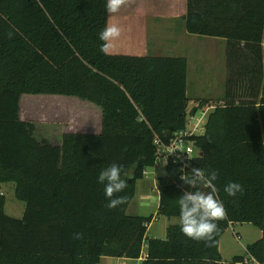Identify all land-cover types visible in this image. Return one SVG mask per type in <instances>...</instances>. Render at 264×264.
Listing matches in <instances>:
<instances>
[{"label": "trees", "instance_id": "trees-1", "mask_svg": "<svg viewBox=\"0 0 264 264\" xmlns=\"http://www.w3.org/2000/svg\"><path fill=\"white\" fill-rule=\"evenodd\" d=\"M189 34L225 39L226 76L204 132L190 139L195 167L215 171L226 216L213 246L186 237L170 223L165 238L146 237L154 215L128 214L136 181L157 167V135L167 141L187 125V59L100 51L108 22L105 0H0V183H12L22 217L4 212L0 192V264H98L102 256L140 264H218L219 240L233 223L261 230L245 256L264 264V0H187ZM74 96L101 108L99 133L66 132L61 143L37 139L20 118L22 94ZM112 163L128 178L110 209L99 172ZM180 164L167 161L157 177V214L179 220L188 185ZM243 191L227 196L224 185Z\"/></svg>", "mask_w": 264, "mask_h": 264}, {"label": "rangeland", "instance_id": "rangeland-1", "mask_svg": "<svg viewBox=\"0 0 264 264\" xmlns=\"http://www.w3.org/2000/svg\"><path fill=\"white\" fill-rule=\"evenodd\" d=\"M144 8L146 10L159 9L164 10L166 7V0H127L126 4L122 6L119 13L115 14L114 20L118 22L124 31H130L133 22L131 16L137 9ZM108 22H113L108 19ZM155 31L163 34L166 27L164 21L158 20L155 22ZM183 29V23L177 21L176 31ZM137 32V27H135ZM149 31V30H148ZM151 31V29H150ZM210 37L186 34L185 38L181 39V45L184 49V55L187 59V84L186 93L189 98L188 110L195 107L200 99L209 100L212 106L218 104V98L223 92V83L225 80L224 59L219 56L225 52V43L220 39H209ZM136 41L135 43H137ZM139 43V42H138ZM136 45V44H135ZM142 45L129 47L137 49ZM158 46V45H157ZM115 49V46L112 50ZM134 49V50H135ZM152 54V53H146ZM162 55H170L167 52ZM210 75V76H209ZM98 106L89 101L82 100L74 96H60L55 94H24L20 98L21 115L27 121H31L35 125L34 135L38 139L46 138L54 144L60 141L57 132L62 128H71L77 132H91L96 119L94 118L95 109ZM213 107L209 109V112ZM85 133V132H84ZM153 169L148 170V174L143 176L141 184L139 182L138 192L134 196L132 203L133 208L129 207L126 212L128 214H137L142 216H149L156 210L158 202V191L152 190L154 203H150L147 208H140L138 194L145 189L147 181L151 180L152 175L149 173ZM158 173L164 174V169H159ZM0 192L2 191L5 197L4 212L15 218L22 217L24 211V203L18 200L14 195V187L12 183L0 184ZM158 188V187H157ZM156 220H153L147 228V236L152 233L160 238H165L164 229L166 222L176 223L177 218H167L163 215L157 214ZM261 236V230L251 223H233L229 225L219 240V252L221 261L218 264H251V261L245 263H234L233 257L236 255L245 256L246 245L256 241ZM161 237V238H162ZM98 264H140L139 261H128L118 263L116 257L102 256Z\"/></svg>", "mask_w": 264, "mask_h": 264}, {"label": "clouds", "instance_id": "clouds-1", "mask_svg": "<svg viewBox=\"0 0 264 264\" xmlns=\"http://www.w3.org/2000/svg\"><path fill=\"white\" fill-rule=\"evenodd\" d=\"M126 2L127 0H105V10L113 21L106 22L99 32V40L102 41L100 51L105 55L111 54L123 34V28L115 22L114 17ZM180 178L188 185V189L178 198L180 231L186 237L203 241L206 246L211 247L219 231L217 222L226 216L224 203L215 184L217 173H206L201 167H193L190 172L182 173ZM129 179L130 177H122V167L117 163H112L99 172L97 180L104 186L108 208L114 209L125 203L124 196L115 194L126 189ZM223 191L227 196L235 197L238 192L243 191V186L239 182L230 181L224 185ZM172 259L169 257V264Z\"/></svg>", "mask_w": 264, "mask_h": 264}, {"label": "crops", "instance_id": "crops-1", "mask_svg": "<svg viewBox=\"0 0 264 264\" xmlns=\"http://www.w3.org/2000/svg\"><path fill=\"white\" fill-rule=\"evenodd\" d=\"M186 1L187 0H166V7L162 11H160L159 9L146 10L143 7L140 9H137L136 12H133V14L131 16V20L133 22V25L131 26L130 31H123V34H122L120 40L116 42L115 49L111 50V53L132 54V55H145L146 53H152L154 55H162V53L167 52V54H170L171 56H180L178 54H185L184 49L180 45H181V39L182 38L184 39L185 35L188 33L186 31V28H185V20L183 17L185 15V10H186ZM158 20L164 21L166 23V27L164 29V32L161 35L159 32H156L155 28L153 27L155 22ZM177 21H181L183 23V29L181 28L179 33H177V31H176ZM135 27H137V32L135 30ZM150 29H151V31H150ZM209 39H220V40L224 41V43H225V39H223V38L210 37ZM136 41H138L139 43L138 42L135 43ZM130 43L132 44V47H135L139 44L142 46L141 47L139 46L137 49H135V48L129 47ZM182 56H184V55H182ZM219 57L220 58L223 57V59H224V64H225L224 70H225V76H226L225 52H223V54H221ZM224 82H225V80H224ZM222 87L224 89V83H223ZM22 95H24V94H22ZM60 96H63V95H60ZM19 113H20V118L25 120L23 115H21L22 114L21 110ZM94 115H95L94 118L96 119V121H95L94 126L92 128V131L91 132L83 131V132H79V133H84V132L85 133H99L101 131V115H102V112H101V108L99 106H98V109L97 108L95 109ZM66 132H77V131L74 129L68 128V127L67 128L65 127V128H62L61 130H59L57 132V135L59 134V137H60V141L58 142V144L61 143L62 134L66 133ZM42 139H46V138H42ZM161 168L164 169V166L162 164H158L157 167L149 173L150 175L153 176V178L151 177V180L147 181V185H146L145 189L143 188V190L139 192L138 198L140 200L139 203L141 205L138 204V206L140 208H147V207H149L150 203L151 204L154 203V201L152 199L153 195H151L150 192L152 190L158 191L157 177L162 175L161 173H158L159 169H161ZM147 174H148V171L146 172V174L144 176H146ZM141 181H142V179H139L136 181L135 195L134 196H136V194L138 192V185H139V182L141 184ZM0 184H9V183H0ZM13 187H14V185H13ZM1 193L3 194L2 191H1ZM157 193H158V198H159V192H157ZM133 198L129 202L127 209L129 207H132V208L134 207L133 203H132ZM155 201L158 202L157 198L155 199ZM157 209H158V206L156 205V210ZM156 210L153 212L154 216L156 215ZM156 218L157 217H154L153 220H156ZM168 225H169V222L167 221L166 225H165V229H164L165 235H166V230H167ZM148 227H149V225H148ZM147 231L145 234L146 237H148ZM151 236H153V238H158V237H154L156 235L153 233ZM145 256H146V245L144 244L142 247L141 255L139 258H137V259H130V258H125V257H116V258L118 260V263H124V262L126 263L128 261H139L141 263V260ZM248 261H251L252 262L251 264H258L253 259H247L245 261V263ZM237 263H240V262H237Z\"/></svg>", "mask_w": 264, "mask_h": 264}, {"label": "built area", "instance_id": "built-area-1", "mask_svg": "<svg viewBox=\"0 0 264 264\" xmlns=\"http://www.w3.org/2000/svg\"><path fill=\"white\" fill-rule=\"evenodd\" d=\"M211 107L214 108V106L209 105L204 109L198 110L195 114L189 115L186 127L173 132L167 141H163L157 135L154 136L153 142L158 150L157 164L164 166L165 162L170 160L177 162L180 164L182 173L190 172L195 167L192 159L198 155V152L190 138L204 132V125ZM145 174L146 171L143 175Z\"/></svg>", "mask_w": 264, "mask_h": 264}]
</instances>
